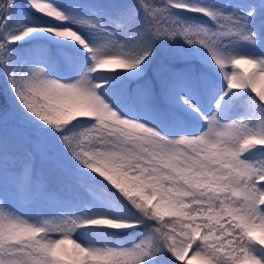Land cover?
Here are the masks:
<instances>
[{
    "label": "snow or ice",
    "instance_id": "obj_1",
    "mask_svg": "<svg viewBox=\"0 0 264 264\" xmlns=\"http://www.w3.org/2000/svg\"><path fill=\"white\" fill-rule=\"evenodd\" d=\"M0 264H264V0H0Z\"/></svg>",
    "mask_w": 264,
    "mask_h": 264
},
{
    "label": "rangeland",
    "instance_id": "obj_2",
    "mask_svg": "<svg viewBox=\"0 0 264 264\" xmlns=\"http://www.w3.org/2000/svg\"><path fill=\"white\" fill-rule=\"evenodd\" d=\"M240 68H241V70H243V71H248V70H249V66L246 65V64H241Z\"/></svg>",
    "mask_w": 264,
    "mask_h": 264
}]
</instances>
